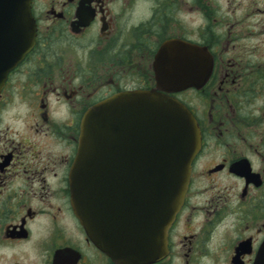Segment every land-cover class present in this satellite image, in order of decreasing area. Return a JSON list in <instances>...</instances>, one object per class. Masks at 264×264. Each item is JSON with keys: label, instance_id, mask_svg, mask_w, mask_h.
Returning <instances> with one entry per match:
<instances>
[{"label": "flooded vegetation", "instance_id": "obj_1", "mask_svg": "<svg viewBox=\"0 0 264 264\" xmlns=\"http://www.w3.org/2000/svg\"><path fill=\"white\" fill-rule=\"evenodd\" d=\"M30 9L34 45L0 91V264H118L75 216L70 173L83 117L137 91L177 99L201 135L166 254L150 264L264 259V0H32ZM171 41L207 49L203 87H158L157 57Z\"/></svg>", "mask_w": 264, "mask_h": 264}, {"label": "water", "instance_id": "obj_2", "mask_svg": "<svg viewBox=\"0 0 264 264\" xmlns=\"http://www.w3.org/2000/svg\"><path fill=\"white\" fill-rule=\"evenodd\" d=\"M31 2L0 0V91L34 44ZM212 65L206 48L171 41L157 57V85L173 93L199 89ZM200 147L193 114L156 91L115 95L90 109L70 184L74 213L92 242L118 264L161 260Z\"/></svg>", "mask_w": 264, "mask_h": 264}]
</instances>
